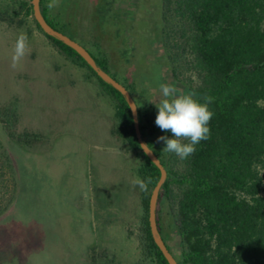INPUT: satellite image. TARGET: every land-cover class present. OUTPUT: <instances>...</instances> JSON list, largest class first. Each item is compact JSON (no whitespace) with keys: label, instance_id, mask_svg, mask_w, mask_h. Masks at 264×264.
I'll list each match as a JSON object with an SVG mask.
<instances>
[{"label":"rangeland","instance_id":"1","mask_svg":"<svg viewBox=\"0 0 264 264\" xmlns=\"http://www.w3.org/2000/svg\"><path fill=\"white\" fill-rule=\"evenodd\" d=\"M160 5L161 0H59L52 8L70 22L68 35L101 52L111 73L135 85L133 97L151 106L155 119L161 83L184 91L170 76L159 40ZM21 32L28 50L13 69ZM1 107L9 111L15 134L36 133L41 140L2 142L21 164L16 200L0 217V264H106L105 257L109 264H133L138 158L112 134V104L96 80L56 52L31 21L17 30L0 21V114ZM162 217L166 242L177 256V235Z\"/></svg>","mask_w":264,"mask_h":264},{"label":"trees","instance_id":"2","mask_svg":"<svg viewBox=\"0 0 264 264\" xmlns=\"http://www.w3.org/2000/svg\"><path fill=\"white\" fill-rule=\"evenodd\" d=\"M49 3L39 0L41 15L68 35L70 22L60 20V11L54 14ZM0 21L13 30L31 21L56 52L85 69L86 77H93L109 98L116 120L112 134L138 158L136 176L151 181L138 196V256L133 264H169L153 240L148 220L149 198L160 170L139 145L124 95L73 48L41 29L31 0H0ZM158 36L171 78L184 91H194L201 102L212 98L210 136L183 160L163 150L165 144L157 138L173 135L159 132L153 108L133 97L135 85L119 80L101 52L94 54L84 46L96 65L131 94L140 137L166 171L155 204L157 229L172 253L163 233L165 215L178 239V255L172 253L177 264H264V0H161ZM1 110L0 217L16 200L21 164L2 142L31 145L41 140L36 133L15 134L9 111ZM89 250L97 253L96 248ZM104 262L109 264L106 257Z\"/></svg>","mask_w":264,"mask_h":264},{"label":"clouds","instance_id":"3","mask_svg":"<svg viewBox=\"0 0 264 264\" xmlns=\"http://www.w3.org/2000/svg\"><path fill=\"white\" fill-rule=\"evenodd\" d=\"M59 0H50L47 7L51 10L58 6ZM28 50V36L21 32L14 44V52L11 57V67L15 69L26 55ZM162 98L156 103L158 114L155 124L162 131H170L173 138L168 136L158 137V142H163V150L167 153H175L180 159H185L193 154L195 146L210 136L209 122L213 112L209 108L211 97H204L203 102L194 91H180L172 84L161 83ZM184 141H187L186 143ZM150 179L145 181L139 177L132 181L133 187L147 190Z\"/></svg>","mask_w":264,"mask_h":264},{"label":"water","instance_id":"4","mask_svg":"<svg viewBox=\"0 0 264 264\" xmlns=\"http://www.w3.org/2000/svg\"><path fill=\"white\" fill-rule=\"evenodd\" d=\"M32 3V8H33V17L41 27V29L50 36H56L59 40L73 48L83 59L84 61L96 72V74L103 80L107 81L110 83L114 88H116L118 91H120L126 101L127 104L130 108L132 119H133V125H134V130L135 134L137 137V140L139 142V145L142 149V151L145 153L148 158L156 164V166L160 170V176L154 185L150 198H149V205H148V220H149V226H150V231L153 237L154 242L156 245L160 248L161 252L163 253L164 257L168 261L169 264H177L174 256L172 253L168 250L166 247L158 229L156 226V221H155V204H156V199L158 195V190L161 185V183L164 181L166 177V171L163 167V165L160 163V160L157 158V156L154 154V152L145 144V142L142 140L140 137V132L138 128V121H137V115H136V105L135 102L131 96V94L128 92V90L117 80H115L112 76H110L107 72L104 70L100 69L91 54L86 50L84 46H82L79 42L76 40L70 38L68 35L60 32L59 30L53 28L50 26L46 20L43 18V16L40 13L39 10V0H31Z\"/></svg>","mask_w":264,"mask_h":264}]
</instances>
